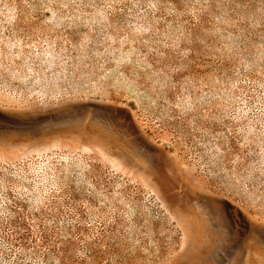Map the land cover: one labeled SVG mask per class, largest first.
Returning <instances> with one entry per match:
<instances>
[{
    "label": "rangeland",
    "instance_id": "1",
    "mask_svg": "<svg viewBox=\"0 0 264 264\" xmlns=\"http://www.w3.org/2000/svg\"><path fill=\"white\" fill-rule=\"evenodd\" d=\"M0 264H264V0H0Z\"/></svg>",
    "mask_w": 264,
    "mask_h": 264
}]
</instances>
